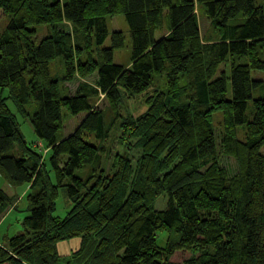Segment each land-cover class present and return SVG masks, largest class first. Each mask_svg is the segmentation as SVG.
Instances as JSON below:
<instances>
[{
  "label": "trees",
  "instance_id": "1",
  "mask_svg": "<svg viewBox=\"0 0 264 264\" xmlns=\"http://www.w3.org/2000/svg\"><path fill=\"white\" fill-rule=\"evenodd\" d=\"M0 9L9 17L0 32V169L38 187L26 194L22 232L0 242V264H264V95L252 97L264 81L250 75L264 72V0H0ZM198 10L209 20L206 36ZM117 14L129 29L127 65L113 62L120 31L101 48ZM42 25L49 32L35 43ZM56 58L60 79L49 73ZM224 63L228 73L215 78ZM75 77V92L62 95L61 84ZM149 89L143 113L124 111L123 95ZM9 100L45 157L20 134ZM79 113L84 118L65 136V121ZM116 121L129 153H116L106 175L104 148L89 139L102 142ZM220 156L234 160V173ZM85 166V177L75 174ZM61 188L72 204L63 218L53 216ZM11 208L0 189V217ZM77 237L79 248L62 258L57 243ZM180 252L189 255L174 261Z\"/></svg>",
  "mask_w": 264,
  "mask_h": 264
},
{
  "label": "rangeland",
  "instance_id": "2",
  "mask_svg": "<svg viewBox=\"0 0 264 264\" xmlns=\"http://www.w3.org/2000/svg\"><path fill=\"white\" fill-rule=\"evenodd\" d=\"M262 0H254L255 4H260ZM198 15V22H199V28L201 35L206 36L208 32L209 27V20L206 18L204 14H202V11H197ZM9 23V17L3 13V11L0 9V32H2L6 26ZM65 29H68V26L65 25ZM36 34L33 36V40L35 43H39L43 37L47 35L49 32V27L46 25L42 26H36ZM107 38L101 45V48L108 47L110 45V39L111 35L114 31H120L123 34V47L120 49H117L113 52V62L120 65H127L130 62L131 59V40L129 36V29L125 22L124 16L121 14L114 15L112 17H109L107 20ZM156 38L159 37V33H156ZM226 70L228 73V67L227 64L224 63L220 66L217 74L215 75V78L220 75L222 71ZM49 73L50 76L54 79H60L63 74V63L61 58H56L53 61L50 62L49 65ZM252 79H258L264 81V72L257 71V70H251L250 72ZM96 73L87 78V81L90 83H93L96 77ZM80 82V79L75 77L71 82L69 83H63L61 84L62 87V95H71L75 92V88L77 84ZM229 87V83H228ZM150 93V89L143 92L141 95H137L134 99L124 98V95L122 96V103L124 104V111L127 109L130 111L134 116H137L141 113H143L146 110V106L144 105V97ZM3 95L7 96V91L5 90L3 92ZM264 95V89L258 88L252 93L253 99L261 97ZM100 100L97 102V107L99 109L104 110V118H105V124L108 125L110 118H111V111L108 108V104L106 100L100 96ZM7 105L9 109L15 114L16 122L18 124V128L20 131V134L23 136L24 140H26L28 146L36 150L37 152H41L44 156V152L42 151V148L44 147L43 143L38 140L36 137L31 123L28 119L21 117L18 113H16L15 107L12 104V102L9 100L7 101ZM250 105L251 101L248 102L249 111H250ZM64 114H66L65 110L63 111ZM123 113V112H122ZM85 113H79L75 116H71L68 118L64 125H63V134L69 135L76 125L84 118ZM221 117L220 113H217L213 120V125L215 129V135L217 139L219 140L222 132H221ZM239 138H242V127L238 128ZM120 126L119 121L113 122L109 126V133L108 136L100 142L99 139H95L94 137H91L89 139L90 143L92 144H99L104 148V153L102 154V157L100 159L101 161V168L104 171L106 175H110L112 173L113 164H114V155L116 153H119L121 155H126V153H129V151L121 145L118 140L120 136ZM45 149V148H44ZM17 148H14L13 151L10 153L12 155L17 156L18 151H16ZM261 153L264 154V146L261 149ZM45 157V156H44ZM220 163L222 166H224L230 174L234 173L236 171V164L233 159L225 156H220ZM89 166H85L82 170H77L75 174L79 175L80 177H85L86 173L89 170ZM47 170L50 171V178L51 181L54 183V175L53 172L50 170V166L47 164ZM0 189L5 192L6 196L8 197V203L9 206L12 208L6 212L4 217L0 220V242L4 238L5 235L11 237L14 236L20 232H22V220L24 217L28 215V206L26 201V194H30L34 191H37L38 187H35L34 189H30L29 185L26 183H15L10 181L2 169H0ZM24 191V192H23ZM165 198H159L155 202L156 209L160 210L163 209L165 205ZM16 205V207L13 209V207ZM71 202L68 200V198L65 195L64 189H59L58 198L55 203V210L53 211V216L63 218L66 213L71 208ZM167 240V237L165 233L159 232L157 234L156 243L158 246L165 245V242ZM80 245V238H72L69 240L60 241L56 245L57 253L62 256V258L66 259L71 252L77 250ZM189 253L187 252H180L176 253L174 255L173 260L176 262H179L183 260L184 258L188 257Z\"/></svg>",
  "mask_w": 264,
  "mask_h": 264
},
{
  "label": "built area",
  "instance_id": "3",
  "mask_svg": "<svg viewBox=\"0 0 264 264\" xmlns=\"http://www.w3.org/2000/svg\"><path fill=\"white\" fill-rule=\"evenodd\" d=\"M42 151L44 152V154L47 152V150H46V149H44V148H42Z\"/></svg>",
  "mask_w": 264,
  "mask_h": 264
},
{
  "label": "crops",
  "instance_id": "4",
  "mask_svg": "<svg viewBox=\"0 0 264 264\" xmlns=\"http://www.w3.org/2000/svg\"><path fill=\"white\" fill-rule=\"evenodd\" d=\"M96 78V77H95ZM24 192V191H23ZM4 217V216H3ZM3 217H0V220L3 218Z\"/></svg>",
  "mask_w": 264,
  "mask_h": 264
}]
</instances>
